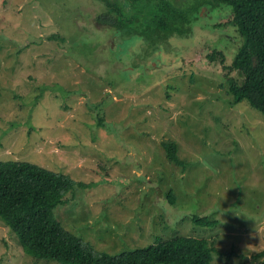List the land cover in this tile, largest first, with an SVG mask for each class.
Instances as JSON below:
<instances>
[{"label": "rangeland", "instance_id": "374dc122", "mask_svg": "<svg viewBox=\"0 0 264 264\" xmlns=\"http://www.w3.org/2000/svg\"><path fill=\"white\" fill-rule=\"evenodd\" d=\"M173 1L202 4L187 33L156 40L147 57L141 35L97 25L100 0H0V161L70 175L54 215L89 249L117 255L186 236L214 245L212 264H257L264 116L235 104L226 82L242 80L228 69L242 38L229 6ZM0 264L63 263L29 255L0 218Z\"/></svg>", "mask_w": 264, "mask_h": 264}, {"label": "trees", "instance_id": "16d2710c", "mask_svg": "<svg viewBox=\"0 0 264 264\" xmlns=\"http://www.w3.org/2000/svg\"><path fill=\"white\" fill-rule=\"evenodd\" d=\"M100 2L105 12L96 20L110 24L118 34L122 32L127 38L141 35L149 44L147 57L158 53V40L187 33L186 25L192 22L198 5L202 4L185 8L173 0ZM211 4L227 5L232 9V17L227 23L234 26L242 38V47L228 68L239 71L242 80L227 78L229 93L235 104L246 101L264 116V0H215ZM155 41L156 45H153ZM219 55L224 62V54ZM209 58L217 60L218 53L214 51ZM100 119V125H104V119ZM164 148L171 162L181 163L176 143H164ZM74 186L70 175L35 163L0 161V218L18 234L29 255L63 264L213 263L215 247L205 238L177 236L117 255L87 248L80 238L65 230L54 215L55 209L66 202V196ZM167 196L174 203V194L168 192ZM193 221L203 226H215L218 222L198 216H194ZM254 257L259 260L257 264H264V250Z\"/></svg>", "mask_w": 264, "mask_h": 264}, {"label": "flooded vegetation", "instance_id": "af4514ba", "mask_svg": "<svg viewBox=\"0 0 264 264\" xmlns=\"http://www.w3.org/2000/svg\"><path fill=\"white\" fill-rule=\"evenodd\" d=\"M95 21H96L97 25H100V24H101V25L110 26V24H108V23H99L96 19H95ZM116 32H118V31H116ZM117 34H118V33H117ZM129 36H130V35H129ZM129 36H128V37H129ZM142 39H143V37L140 38V40H142Z\"/></svg>", "mask_w": 264, "mask_h": 264}]
</instances>
